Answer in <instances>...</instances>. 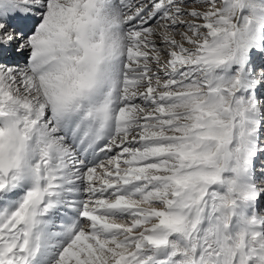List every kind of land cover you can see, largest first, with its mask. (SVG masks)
I'll use <instances>...</instances> for the list:
<instances>
[{
    "label": "snow or ice",
    "instance_id": "obj_1",
    "mask_svg": "<svg viewBox=\"0 0 264 264\" xmlns=\"http://www.w3.org/2000/svg\"><path fill=\"white\" fill-rule=\"evenodd\" d=\"M10 48L0 264H264V0H0Z\"/></svg>",
    "mask_w": 264,
    "mask_h": 264
},
{
    "label": "bare ground",
    "instance_id": "obj_2",
    "mask_svg": "<svg viewBox=\"0 0 264 264\" xmlns=\"http://www.w3.org/2000/svg\"><path fill=\"white\" fill-rule=\"evenodd\" d=\"M135 2V0H133ZM192 0H188L189 6L191 5ZM13 25L17 28L25 27V25L30 24L31 21H21L16 20L12 22ZM27 58V52L17 53L13 49H8L3 53H0V64L7 65H20L22 66ZM253 65L255 66V72L258 74L261 71V68L264 67V57L259 55L253 56ZM258 97H264V87L257 90ZM261 139L264 140V134H262ZM261 164H264V154H261L256 159V169H257V183L260 184L264 182V178L259 177L258 173L260 170ZM257 207L260 210L261 214H264V197H261L258 201Z\"/></svg>",
    "mask_w": 264,
    "mask_h": 264
}]
</instances>
